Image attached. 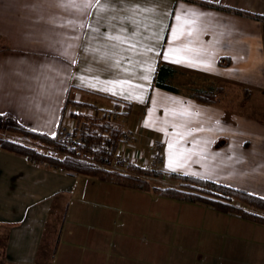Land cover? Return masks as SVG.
Here are the masks:
<instances>
[{"label":"crops","instance_id":"1","mask_svg":"<svg viewBox=\"0 0 264 264\" xmlns=\"http://www.w3.org/2000/svg\"><path fill=\"white\" fill-rule=\"evenodd\" d=\"M121 3L148 9L144 21L161 53L170 26L181 27L176 15L201 14L186 38L196 51L182 53L193 63L145 52L144 67L153 68L144 73L148 81L138 78L139 66L135 78L109 72L91 52L108 51L109 42L91 29L111 32L112 16L121 12L102 14L89 0H0V112L55 136L72 112L92 113L75 101L103 108L128 101L130 139L115 157L264 197V0ZM160 62L170 66L164 82L175 90L155 85ZM95 76L131 79L132 86L112 95L97 90L108 86L88 79ZM198 89L212 91L216 102L195 98ZM158 149L162 159L154 161ZM0 228V251L13 264H264V221L70 173L1 145Z\"/></svg>","mask_w":264,"mask_h":264},{"label":"trees","instance_id":"2","mask_svg":"<svg viewBox=\"0 0 264 264\" xmlns=\"http://www.w3.org/2000/svg\"><path fill=\"white\" fill-rule=\"evenodd\" d=\"M203 3L226 8L219 3ZM236 11L251 15L250 12L240 9ZM253 15L256 16V14ZM170 70L169 65L160 62L156 68L155 85L175 90L172 85L164 82ZM193 96L205 102H216V94L212 91L198 89L194 91ZM74 103L79 106L87 105L93 109L92 113L80 111L71 113L74 118H81L87 124L80 143L67 148L63 137L59 134L60 130L56 136L33 132L22 126L12 113L0 112V132L9 133L4 136L0 134L1 147L10 152L24 154L31 160L47 162L70 173L87 174L134 188L150 189L160 194L201 202L216 209L264 221V197L262 196L195 175L173 170L163 171L155 166H145L130 161L118 166L113 160L121 137L125 133L123 121H119L118 117L128 113L132 106L131 102L117 100L111 108H100L85 102L75 101ZM23 138L30 141L37 140L40 145H53L59 151H63L64 155H60L57 150L43 152ZM153 178H170L173 182L162 181L156 184L152 182ZM0 262L13 264L4 260L3 255Z\"/></svg>","mask_w":264,"mask_h":264},{"label":"snow or ice","instance_id":"3","mask_svg":"<svg viewBox=\"0 0 264 264\" xmlns=\"http://www.w3.org/2000/svg\"><path fill=\"white\" fill-rule=\"evenodd\" d=\"M90 4H95L98 10L103 13L121 12L119 16H112L113 30L110 32L109 27L105 26L103 31L99 27L91 29L93 32L100 33L98 39L108 41L103 47L108 51L100 52V49H92V54L100 53L96 57L95 62L103 63L106 71L120 73L123 72L126 76L135 78L137 73L133 69L139 66L138 78L144 81L149 80V76L145 72L153 70L152 67H144L149 65L150 60L145 57V52L150 55L160 56L163 60L176 63L192 64L193 61L182 53L196 51L191 47V41L186 40L193 35V27L201 14L185 11L182 15H176L175 20L181 25L178 30L177 26L173 25L169 28V36L167 47L163 53L156 52L154 45L157 35L155 32H149L150 25L145 23L144 18L148 14V9L141 4H128L126 7L121 3V0H89ZM186 41V42H185ZM210 67V65H207ZM85 78H81L82 82ZM89 80H95L107 85L108 87H100L97 90L108 91L112 95H117L115 91L117 87H122L125 84L132 86L131 79H109L101 81L99 76L88 77ZM89 87H96L95 84H89ZM141 88L142 85H135ZM127 96L126 93H121ZM139 99V97H137ZM172 145L169 144V148Z\"/></svg>","mask_w":264,"mask_h":264},{"label":"built area","instance_id":"4","mask_svg":"<svg viewBox=\"0 0 264 264\" xmlns=\"http://www.w3.org/2000/svg\"><path fill=\"white\" fill-rule=\"evenodd\" d=\"M84 127V122L83 121H71V120H67V121H63L62 122V139L64 141V144L67 148H70L72 145L80 143L82 141V138L80 137H76L74 135V133L77 132V130H81ZM60 128V129H61ZM125 140H129L130 136L128 134H126L124 136ZM136 157V156H135ZM154 161H160L162 159V152L158 149L155 153H154ZM115 161L117 163H120L121 165H123L125 163L124 160L119 159L117 157L114 158Z\"/></svg>","mask_w":264,"mask_h":264},{"label":"rangeland","instance_id":"5","mask_svg":"<svg viewBox=\"0 0 264 264\" xmlns=\"http://www.w3.org/2000/svg\"><path fill=\"white\" fill-rule=\"evenodd\" d=\"M98 107V106H97ZM100 108H103V107H100ZM104 108H106V107H104ZM107 108H111V107H107ZM93 112V111H92ZM118 119H119V121H123L124 120V116L123 115H120V117H118ZM71 121H73V122H75V121H83L84 122V127L80 130H77V132H76V134H74L76 137H80V138H82V136L84 135V132H85V130H86V128H87V124H86V122H85V120H83V119H81V118H74V117H72L71 118ZM0 134H1V136H4V135H9V133H6V132H0ZM59 134H61V136H62V128L60 129V133ZM57 135V134H56ZM55 135V136H56ZM126 134L124 133L123 135H122V137H121V140H120V142L121 141H124L125 139H124V136H125ZM15 137H18V136H15ZM23 140H25V141H27V142H29V143H31V144H33L37 149H39V150H41V151H43V152H51V151H58L59 153H60V155H64V152L63 151H59L58 149H57V147H55V146H53V145H40V144H38V141L37 140H29V139H27V138H23ZM120 142H119V144H120ZM119 146V145H118ZM160 150V149H159ZM165 180H167L166 178H165ZM164 179H156V178H153L152 179V182L153 183H161L162 181H165ZM169 182V181H168ZM3 232H4V229L3 228H0V237H2V234H3ZM2 242H1V238H0V244H1ZM1 247V246H0ZM2 260V255H1V251H0V261ZM0 264H1V262H0ZM4 264V263H3Z\"/></svg>","mask_w":264,"mask_h":264}]
</instances>
